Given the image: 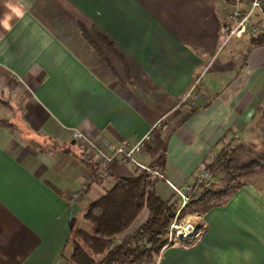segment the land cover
<instances>
[{
	"label": "crops",
	"instance_id": "crops-1",
	"mask_svg": "<svg viewBox=\"0 0 264 264\" xmlns=\"http://www.w3.org/2000/svg\"><path fill=\"white\" fill-rule=\"evenodd\" d=\"M226 12L223 0H0V19L11 16L0 25V264H74L84 197L139 173L117 158L90 180L95 160L75 129L98 145L149 133L137 157L171 183L157 179L159 196L179 202L172 185L188 191L229 143H260L264 45L222 46ZM197 80L194 105L182 102ZM190 215L199 235L156 264H264V187L249 182Z\"/></svg>",
	"mask_w": 264,
	"mask_h": 264
},
{
	"label": "trees",
	"instance_id": "trees-1",
	"mask_svg": "<svg viewBox=\"0 0 264 264\" xmlns=\"http://www.w3.org/2000/svg\"><path fill=\"white\" fill-rule=\"evenodd\" d=\"M252 45H264V40L252 39ZM256 125L262 135L261 144L241 142L229 150L222 149L210 165L215 169L213 181H206L209 186L204 192L181 209V202L159 196L155 187L157 178L151 172L139 170L134 177L118 179L113 188L86 208L84 218L89 227L72 233L71 261L74 264L155 262L168 244L169 228L175 219L182 221L188 213L202 215L214 206L226 204L246 184L239 178L264 169V104L258 110ZM83 156L94 163L85 154ZM216 178L224 188H213ZM145 209L148 210L147 219L125 235Z\"/></svg>",
	"mask_w": 264,
	"mask_h": 264
},
{
	"label": "built area",
	"instance_id": "built-area-1",
	"mask_svg": "<svg viewBox=\"0 0 264 264\" xmlns=\"http://www.w3.org/2000/svg\"><path fill=\"white\" fill-rule=\"evenodd\" d=\"M223 1L227 7V12L219 21V34L222 40V46L226 45L234 38H242L244 36H249L251 39L264 40V0ZM197 85L198 80L186 93L182 102H188L194 105L195 100L198 97V92L196 91ZM73 137L81 146L84 154L95 160V170L93 171L90 180L105 177L110 171V164L117 158H121L123 161H128L134 164L139 170L153 173L157 179L167 180L159 167L145 164L137 157L138 154L147 147L150 139L149 133L134 144L130 143L128 140H123L118 144L108 141L104 145H98L84 132L78 129L74 130ZM235 137L237 138V135H235ZM235 145L236 142L232 141L225 146L224 149L229 150ZM211 177L212 171L210 166H204L197 175L195 185L190 187L188 191L185 192L174 185L172 186L183 200V205H185L189 199V194L194 192L200 183L208 181Z\"/></svg>",
	"mask_w": 264,
	"mask_h": 264
},
{
	"label": "rangeland",
	"instance_id": "rangeland-1",
	"mask_svg": "<svg viewBox=\"0 0 264 264\" xmlns=\"http://www.w3.org/2000/svg\"><path fill=\"white\" fill-rule=\"evenodd\" d=\"M261 137H262V135H261ZM259 144H261V143H259ZM74 150L78 151V147L75 146ZM78 153H79V151H78ZM122 163L123 164H127L128 166H132L131 165L132 163H130L128 161H122ZM214 170H215L214 168H211L212 177L208 181H213V179H214ZM216 180L215 181L217 182V184L214 185L213 188L216 189V190H218V189L220 190L221 188H224V186L220 184L219 179L216 178ZM239 180L240 181L244 180L246 182V184L249 183V182H254L257 185H259L261 187H264V169H261V170L258 169L254 174L248 175V176H246L244 178H241V179L239 178ZM206 186H209V182L205 181V182L200 183V185L197 187V189L194 192H191L189 194V199H188L187 202H189L192 198L196 197L197 195L202 194L204 192V190L206 189ZM214 198H216V197L214 196ZM84 199L89 201V202H91V201H93L95 199V196H93L91 194L89 196L84 197ZM180 199H181V197H180ZM180 202H181L180 203V209L183 208L187 204L186 203L185 205H183V200L182 199L180 200ZM180 209H179V211H180ZM198 220L199 219H193L189 213L184 216L182 221H177V219H175L171 223L170 228H169L168 244L169 245L170 244H175L176 241H178L179 239H183V237L196 238L199 235V231H200L195 225ZM84 222H85L84 223L85 227H83V228H88L89 225H88L87 221L85 220ZM158 258L152 264H156V262H158Z\"/></svg>",
	"mask_w": 264,
	"mask_h": 264
},
{
	"label": "clouds",
	"instance_id": "clouds-1",
	"mask_svg": "<svg viewBox=\"0 0 264 264\" xmlns=\"http://www.w3.org/2000/svg\"><path fill=\"white\" fill-rule=\"evenodd\" d=\"M8 7L10 8L11 12L16 13L17 15H21L22 13L20 12V10L12 5H8ZM11 19V16L9 14H5L3 19H0V25L4 26V27H8L9 26V20Z\"/></svg>",
	"mask_w": 264,
	"mask_h": 264
}]
</instances>
